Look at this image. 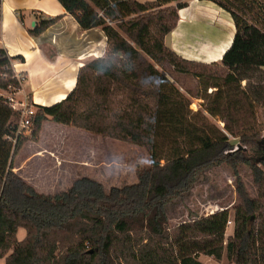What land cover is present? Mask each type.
I'll return each mask as SVG.
<instances>
[{
  "label": "trees",
  "instance_id": "trees-1",
  "mask_svg": "<svg viewBox=\"0 0 264 264\" xmlns=\"http://www.w3.org/2000/svg\"><path fill=\"white\" fill-rule=\"evenodd\" d=\"M57 1L82 29L101 27L106 48L102 57L79 68L75 86L64 99L37 107L26 138L15 135L13 118L20 113L2 95L20 88L11 61L23 58L11 57L0 47V257H5L4 264H204L200 255L219 261L223 252L231 264H264V172L258 165L264 167V159H253L264 155L257 146L264 133V99L258 101L257 115L241 86L248 69L264 66V32L247 16L252 11L264 19V5L257 12L244 0H210L230 14L235 30L220 62L205 64L181 57L164 42L186 0ZM57 19L41 20L29 32L38 35ZM164 60L179 72L215 78L212 87L219 92L213 103L224 105L229 115L238 113L235 120L240 124L235 128L241 126L240 132L226 127L246 149L230 151L233 144L225 133L207 131L191 120L188 103L166 90L165 78L155 66ZM213 105L205 110L220 115ZM47 120L142 146L151 162L136 169L135 182L108 190L96 179L82 176L64 191L39 192L14 171L12 161L23 142L37 138ZM159 146L168 152L165 156L158 153ZM220 163L249 164L258 189L256 198L249 197L237 177L240 202L234 207L232 235L225 238L227 208L171 228L167 203L188 192L199 172ZM19 227L26 231L20 241Z\"/></svg>",
  "mask_w": 264,
  "mask_h": 264
},
{
  "label": "rangeland",
  "instance_id": "rangeland-1",
  "mask_svg": "<svg viewBox=\"0 0 264 264\" xmlns=\"http://www.w3.org/2000/svg\"><path fill=\"white\" fill-rule=\"evenodd\" d=\"M199 1L186 0L188 11L191 15L189 17L194 15V9ZM203 1L207 2V0ZM237 1L240 2V0ZM244 1L251 4L257 12H259V5H264V0ZM174 4L171 5L174 6ZM214 9L216 12L226 14V11L217 5L214 6ZM234 9L238 10L236 7ZM255 13L249 11L250 15L247 14V16L249 18L252 17L254 20L253 24H256L264 32V19L260 14ZM193 21L198 23L197 25H208L210 27V30H200L198 32L199 38L212 39L217 36V20L213 19L209 22H204L201 19L193 18ZM179 27L180 30L177 32L178 37L176 39L178 46L175 45L170 35L165 37L166 45L171 48H177L178 52L180 50H185L188 53L194 52L197 42H195L196 38H193L192 35V25L187 22ZM234 30L235 28L233 32ZM155 66L165 78L166 90L178 100L188 103L187 109L191 111L188 116L191 117V120L198 121L200 127L202 126L207 131L215 129L225 133L229 142L233 144V148L230 151L238 148V145L245 148V145L239 143L238 137L230 134L226 127L230 126L235 133L240 132L241 126L240 129L235 128L237 124H240L235 120L238 113L229 115L224 109V105L220 104L218 107L213 103L214 94L219 92L216 91L215 87H212V82L215 81V78H198L192 73L179 72L166 60L159 65L155 64ZM245 74L246 78L242 81L241 86L246 89L250 99L253 100V111L257 112L258 115V101L264 99V66L251 67ZM218 90H223V88L219 87ZM4 95L11 94L5 92ZM221 96H223L222 91ZM210 105L217 108L220 115H210L205 110ZM248 108L247 106L246 113ZM192 112L196 114L192 115ZM242 113L243 111L240 110L239 115ZM246 115L250 117L249 114ZM18 120L19 117L13 118L16 123ZM53 124L55 123L45 125L44 130L33 140L36 142H27L24 146L22 144L13 157V166L21 165L22 169L19 173L22 172L29 180L36 181L37 185H39L36 186L39 192L53 193L64 191L76 178L82 176L96 179L102 183L105 190H108L111 186H121L135 182L136 169L147 166L151 162L147 149L142 146L91 133L71 125L59 127L56 130L54 129L55 127H52L54 126ZM31 129L32 126L23 129L21 136L30 138ZM159 148L158 153H162L164 156L168 153L166 149H162L160 146ZM30 152H37L40 156H35L32 160L31 158L29 160L25 159ZM246 153L248 155L251 154L250 150H247ZM253 156L251 155V157ZM57 157H59V160ZM253 159L258 160V157L254 156ZM258 165L264 172V167L261 164ZM237 177L244 185L249 197L256 198L258 189L249 164L238 163L235 167H232L226 163H220L199 172L188 192L180 197L173 198L167 203L168 225L174 228L191 218L227 208L230 223L226 225L225 238L232 235L234 207L240 202L236 191ZM199 260L204 264H231L227 260L225 252H223L222 258L217 263L209 256H202Z\"/></svg>",
  "mask_w": 264,
  "mask_h": 264
},
{
  "label": "crops",
  "instance_id": "crops-1",
  "mask_svg": "<svg viewBox=\"0 0 264 264\" xmlns=\"http://www.w3.org/2000/svg\"><path fill=\"white\" fill-rule=\"evenodd\" d=\"M187 6L178 10V25L176 24L167 35H170L177 45L179 26L190 22L193 38H196L197 42L196 49L188 53L185 50L178 52L177 48L168 47L188 60H201L199 62L207 64L219 62L232 42L234 34L232 18L226 15L227 11L226 14L216 12V8L214 9L216 4L210 0L207 2L200 0L192 17H189L191 15ZM56 16L58 19L38 35L29 32L41 20ZM193 18L204 22L217 20V36L212 39L199 38L198 32L210 30V27L197 25ZM0 47L11 57L23 58V60L14 58L11 61L13 72L22 77L20 88L14 91L13 96L37 109L38 106L52 105L66 97L75 86L79 68L85 62L104 55L106 36L101 27L82 29L77 20L57 0H1ZM51 123H55L52 127L56 130L67 126L47 120L42 124L40 132L44 130L45 125ZM27 142L36 141L27 140L23 146ZM35 156L40 155L37 152H30L25 159L32 160ZM57 159L59 160V157ZM21 167L19 165L13 169L37 190L36 186L39 185L36 181L29 180L22 172L19 173ZM25 234V229L19 227L16 231L17 240H22ZM202 256L205 255H200L199 259ZM4 263L5 257H0V264Z\"/></svg>",
  "mask_w": 264,
  "mask_h": 264
},
{
  "label": "built area",
  "instance_id": "built-area-1",
  "mask_svg": "<svg viewBox=\"0 0 264 264\" xmlns=\"http://www.w3.org/2000/svg\"><path fill=\"white\" fill-rule=\"evenodd\" d=\"M14 77L20 82L22 80V77L14 72ZM11 95H4L6 98L7 104L16 111H19V120L17 122V128L15 135H18L22 133L23 129H27L31 126V117L36 113V109L34 106L29 105L27 102H22L17 100L13 94L14 91L9 93ZM9 139L14 143L15 142V137H9ZM227 223H230V220L228 219Z\"/></svg>",
  "mask_w": 264,
  "mask_h": 264
},
{
  "label": "water",
  "instance_id": "water-1",
  "mask_svg": "<svg viewBox=\"0 0 264 264\" xmlns=\"http://www.w3.org/2000/svg\"><path fill=\"white\" fill-rule=\"evenodd\" d=\"M33 25H34V23L32 24V26ZM257 146L264 151V133L262 134V136L260 137V139L257 141ZM237 147L238 148H241L240 145H238ZM260 159H264V155L262 157H260L258 160H260Z\"/></svg>",
  "mask_w": 264,
  "mask_h": 264
},
{
  "label": "flooded vegetation",
  "instance_id": "flooded-vegetation-1",
  "mask_svg": "<svg viewBox=\"0 0 264 264\" xmlns=\"http://www.w3.org/2000/svg\"><path fill=\"white\" fill-rule=\"evenodd\" d=\"M260 148L258 147V150H259ZM260 150H262V149H260ZM261 153H264V151L262 150V151H260Z\"/></svg>",
  "mask_w": 264,
  "mask_h": 264
}]
</instances>
